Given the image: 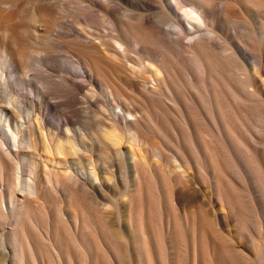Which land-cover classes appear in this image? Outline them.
Listing matches in <instances>:
<instances>
[{
    "label": "bare ground",
    "instance_id": "bare-ground-1",
    "mask_svg": "<svg viewBox=\"0 0 264 264\" xmlns=\"http://www.w3.org/2000/svg\"><path fill=\"white\" fill-rule=\"evenodd\" d=\"M83 1L0 0V264H264V0Z\"/></svg>",
    "mask_w": 264,
    "mask_h": 264
},
{
    "label": "rangeland",
    "instance_id": "rangeland-1",
    "mask_svg": "<svg viewBox=\"0 0 264 264\" xmlns=\"http://www.w3.org/2000/svg\"><path fill=\"white\" fill-rule=\"evenodd\" d=\"M78 1V2H77ZM98 2H102V3H106L107 5H109L111 8L117 10V12L121 15H126L128 12V9L130 8L129 5H127L126 3L120 1V0H97ZM134 1H138V0H134ZM155 4V6H157V1H154L153 2ZM77 6V7H76ZM83 8V9H86L87 7V2L83 1V0H67V20H65L67 22V33H74L75 30H77V23H76V17L79 15V13L77 12V8L80 7ZM127 10V11H126ZM156 10H153L151 11V14L155 13ZM96 16H98L99 12H96L94 13ZM99 25V26H98ZM98 29V30H97ZM169 29V28H168ZM97 33L99 34H102L104 37H106V39H110L112 37V35L115 33L110 24L108 23H105V22H100L97 24V28L95 30ZM114 32V33H113ZM174 34L172 35L175 39H177L179 42L181 43H188L189 42V38L188 36H185L183 35V33L180 32V30L178 28H175L174 30ZM56 36V34H55ZM54 36V37H55ZM57 38V37H56ZM216 38V37H215ZM214 41L217 43L218 46H222L223 44L221 43V41L216 38L214 39ZM128 54L134 58L135 60H140L141 59V54L138 50V46L137 45H132L130 46L129 50H128ZM54 56H56L55 59H53V61H51L49 64L51 66H53V68L55 69V71H53L54 74L56 75H60L62 72V69L65 70L66 69V64L65 62H69V66L67 65V71L68 70H71L73 73H77L78 75H81L82 74V71L81 69H79L78 65L75 63L76 62V58L71 56L68 52L64 51L63 49H59L57 48L55 50V53H53ZM245 64H251L253 62V57L251 55H246L243 57L242 59ZM73 66V68H72ZM38 70H42L43 72L46 70L45 66H42L40 65L38 62H34L32 63V65L30 66V68L28 67L24 74L22 75V77L24 79H33L32 81H34L35 83L38 82L36 81L38 79V76H36L38 74ZM9 77L10 79L12 80H15V78L17 77V74H15L14 72H10L9 73ZM77 80L81 81L83 80L82 77H77ZM38 84V83H37ZM18 89L25 93V94H28V95H31L33 96V91L32 89L28 86L27 83H23V84H18L17 85ZM100 108L99 107H93L92 108V115H93V112H95V114L97 112H99ZM55 119V118H54ZM73 119L77 122V118L73 116ZM56 121V120H54ZM58 122V120H57ZM78 125V124H77ZM4 138L6 139L5 137V133L0 130V146L2 148H5V146L2 144V140H4ZM20 153V156L19 158L17 159L18 162H20L22 165H23V169L22 172H23V180L24 179H27L26 176H28V171L26 170L27 169V166L25 167L26 165V159L24 157V155H31V152H29V149L28 148H24V149H21L19 151ZM25 153V154H23ZM40 154V152H39ZM92 155V154H91ZM37 158H38V155H37ZM92 158V159H97L98 158V155L96 154H93L92 156H85V157H82V162L84 163V165H87L89 164V159ZM26 168V169H25ZM18 172V170L16 169L15 172ZM18 196L19 197H22V192H19L18 193Z\"/></svg>",
    "mask_w": 264,
    "mask_h": 264
}]
</instances>
